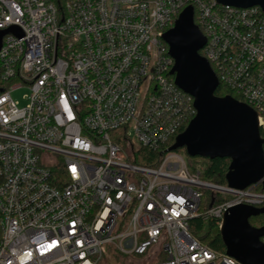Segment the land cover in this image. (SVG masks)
Instances as JSON below:
<instances>
[{"label":"built area","instance_id":"2783aa9c","mask_svg":"<svg viewBox=\"0 0 264 264\" xmlns=\"http://www.w3.org/2000/svg\"><path fill=\"white\" fill-rule=\"evenodd\" d=\"M189 6L207 39L200 54L264 133L260 7L0 0V34L9 31L0 49V264H104L108 246L141 264H241L204 245L191 222L220 228L231 208H263L255 187L264 180L245 190L206 183L177 152L158 169L134 164L141 148H164L197 115L163 39ZM24 86L20 107L12 93ZM207 192L214 201L203 213Z\"/></svg>","mask_w":264,"mask_h":264},{"label":"water","instance_id":"95a60500","mask_svg":"<svg viewBox=\"0 0 264 264\" xmlns=\"http://www.w3.org/2000/svg\"><path fill=\"white\" fill-rule=\"evenodd\" d=\"M224 6L241 9L260 7L264 0H218ZM22 37V32L10 30ZM9 31L0 34L2 39ZM164 41L175 65L171 75L182 91L195 100L196 117L177 136L168 152L184 149L190 158L231 160L226 176L232 189L245 190L264 180V139L257 112L232 96L218 97L220 82L210 63L200 52L207 39L195 23L193 6L180 15L173 29L165 33ZM264 189V181H263ZM264 216V207L238 206L224 216L220 235L226 255L241 264H264V227L256 228L250 219Z\"/></svg>","mask_w":264,"mask_h":264},{"label":"trees","instance_id":"16d2710c","mask_svg":"<svg viewBox=\"0 0 264 264\" xmlns=\"http://www.w3.org/2000/svg\"><path fill=\"white\" fill-rule=\"evenodd\" d=\"M51 1L56 3L61 9L67 0H51ZM216 95L218 97H226L230 95L238 101L241 100V97L239 95L228 90L223 85L219 87ZM194 118L195 117H193V119ZM261 135L262 137H264L263 132H261ZM175 140L176 138L171 139L164 148L158 151H153L147 148H141L139 150L140 155L135 160L134 164L141 167L158 169L162 165L165 156L167 154V151L175 144ZM189 159H190V167L194 171L200 173V178L202 181L222 187L228 185L226 176L229 172V167L231 164L230 159H226V158H217L214 160L204 159V158H189ZM199 165L200 166L202 165L203 167L201 166V169H199ZM255 190L258 192H262L263 188L261 186L255 187ZM212 195L213 194L211 192H207L205 194L202 201L201 212L205 213L207 210L210 209L214 201V197ZM206 223H209L211 227H218L217 221L211 220L209 222H205L202 219V217H200L191 222V227H190L191 233L196 238H198L204 245H207L214 252L226 254V247L223 242L222 236L220 235V232L216 233L214 236H212L211 232H208L204 235L202 234L204 225ZM250 223L253 227L262 228L264 227V216L252 218L250 219Z\"/></svg>","mask_w":264,"mask_h":264},{"label":"rangeland","instance_id":"374dc122","mask_svg":"<svg viewBox=\"0 0 264 264\" xmlns=\"http://www.w3.org/2000/svg\"><path fill=\"white\" fill-rule=\"evenodd\" d=\"M30 93H31L30 89L24 86L22 88L15 90L12 93V96H13V99L19 103L20 107H24L28 104L27 97L30 95ZM136 148H138L137 145H136ZM177 153L181 157H183L187 161V163L190 165V159H189L190 157L187 155L184 149L177 151ZM201 166L199 165V169H201ZM208 232H211L212 236H214L216 233L219 232V227H211L209 223H206L204 225L202 234L204 235ZM104 261H105L104 264H141V262L143 261V258L130 257L129 255H119L116 253V251L113 248L108 246L107 251L104 256Z\"/></svg>","mask_w":264,"mask_h":264}]
</instances>
